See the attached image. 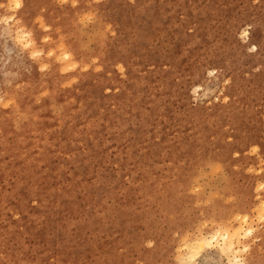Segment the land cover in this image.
<instances>
[{"label": "rangeland", "instance_id": "374dc122", "mask_svg": "<svg viewBox=\"0 0 264 264\" xmlns=\"http://www.w3.org/2000/svg\"><path fill=\"white\" fill-rule=\"evenodd\" d=\"M0 264H264V0H0Z\"/></svg>", "mask_w": 264, "mask_h": 264}, {"label": "bare ground", "instance_id": "6f19581e", "mask_svg": "<svg viewBox=\"0 0 264 264\" xmlns=\"http://www.w3.org/2000/svg\"><path fill=\"white\" fill-rule=\"evenodd\" d=\"M213 238H216V236L215 237H212V239ZM222 241H223V243H222V247H221V249H231L232 248V242L231 241H227L226 240V236H223L222 237ZM205 242H207V240H206V238L205 239H202L201 240V242L199 243L200 244V246L203 244V243H205Z\"/></svg>", "mask_w": 264, "mask_h": 264}, {"label": "clouds", "instance_id": "9594fccd", "mask_svg": "<svg viewBox=\"0 0 264 264\" xmlns=\"http://www.w3.org/2000/svg\"><path fill=\"white\" fill-rule=\"evenodd\" d=\"M191 31V30H190Z\"/></svg>", "mask_w": 264, "mask_h": 264}]
</instances>
